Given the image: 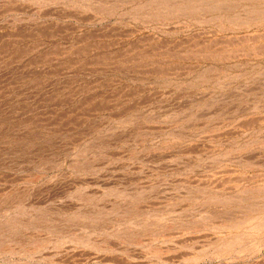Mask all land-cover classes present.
<instances>
[{"label":"rangeland","instance_id":"rangeland-1","mask_svg":"<svg viewBox=\"0 0 264 264\" xmlns=\"http://www.w3.org/2000/svg\"><path fill=\"white\" fill-rule=\"evenodd\" d=\"M0 264H264V0H0Z\"/></svg>","mask_w":264,"mask_h":264}]
</instances>
